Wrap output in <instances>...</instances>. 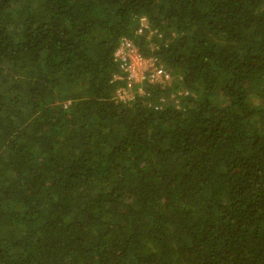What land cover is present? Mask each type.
Masks as SVG:
<instances>
[{"label":"trees","instance_id":"16d2710c","mask_svg":"<svg viewBox=\"0 0 264 264\" xmlns=\"http://www.w3.org/2000/svg\"><path fill=\"white\" fill-rule=\"evenodd\" d=\"M0 264H264V0H0Z\"/></svg>","mask_w":264,"mask_h":264},{"label":"built area","instance_id":"2783aa9c","mask_svg":"<svg viewBox=\"0 0 264 264\" xmlns=\"http://www.w3.org/2000/svg\"><path fill=\"white\" fill-rule=\"evenodd\" d=\"M143 28H147L142 25ZM142 29L139 34L142 33ZM115 62L119 63L121 73L114 76L115 81H124L117 90L115 98L119 101H131L137 93H143L145 81L150 84L169 85L171 74L156 59L144 58L139 49L129 39H122L114 52ZM143 83V84H142Z\"/></svg>","mask_w":264,"mask_h":264},{"label":"rangeland","instance_id":"374dc122","mask_svg":"<svg viewBox=\"0 0 264 264\" xmlns=\"http://www.w3.org/2000/svg\"><path fill=\"white\" fill-rule=\"evenodd\" d=\"M143 25H144L145 27H147V24H146L145 22H143ZM151 35H152V33L149 34V37H148L149 39H151V37H150ZM171 98H173V96H171Z\"/></svg>","mask_w":264,"mask_h":264}]
</instances>
